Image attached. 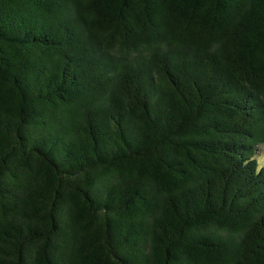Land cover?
Instances as JSON below:
<instances>
[{
  "label": "trees",
  "instance_id": "1",
  "mask_svg": "<svg viewBox=\"0 0 264 264\" xmlns=\"http://www.w3.org/2000/svg\"><path fill=\"white\" fill-rule=\"evenodd\" d=\"M264 0H0V264H264Z\"/></svg>",
  "mask_w": 264,
  "mask_h": 264
},
{
  "label": "rangeland",
  "instance_id": "2",
  "mask_svg": "<svg viewBox=\"0 0 264 264\" xmlns=\"http://www.w3.org/2000/svg\"><path fill=\"white\" fill-rule=\"evenodd\" d=\"M258 163L262 165L264 163V145L260 146L257 150V156H256Z\"/></svg>",
  "mask_w": 264,
  "mask_h": 264
}]
</instances>
